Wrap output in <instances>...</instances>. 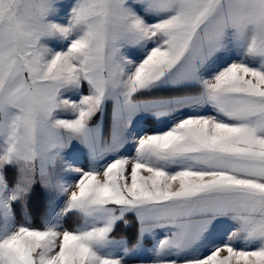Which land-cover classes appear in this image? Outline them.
I'll return each mask as SVG.
<instances>
[{"label": "snow or ice", "instance_id": "1", "mask_svg": "<svg viewBox=\"0 0 264 264\" xmlns=\"http://www.w3.org/2000/svg\"><path fill=\"white\" fill-rule=\"evenodd\" d=\"M0 264H264V0H0Z\"/></svg>", "mask_w": 264, "mask_h": 264}]
</instances>
